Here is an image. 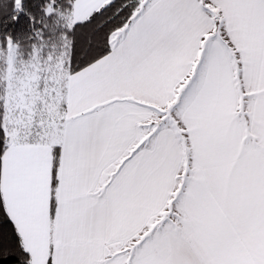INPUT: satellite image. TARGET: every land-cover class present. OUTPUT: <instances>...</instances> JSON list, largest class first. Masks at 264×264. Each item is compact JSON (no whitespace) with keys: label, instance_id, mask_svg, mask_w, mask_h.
Instances as JSON below:
<instances>
[{"label":"snow or ice","instance_id":"1","mask_svg":"<svg viewBox=\"0 0 264 264\" xmlns=\"http://www.w3.org/2000/svg\"><path fill=\"white\" fill-rule=\"evenodd\" d=\"M0 264H264V0H0Z\"/></svg>","mask_w":264,"mask_h":264}]
</instances>
